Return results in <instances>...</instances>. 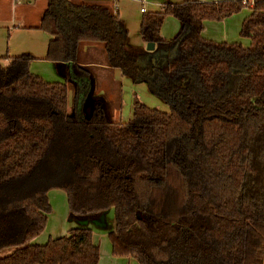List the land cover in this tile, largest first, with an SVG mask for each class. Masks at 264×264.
Instances as JSON below:
<instances>
[{"label": "trees", "instance_id": "trees-1", "mask_svg": "<svg viewBox=\"0 0 264 264\" xmlns=\"http://www.w3.org/2000/svg\"><path fill=\"white\" fill-rule=\"evenodd\" d=\"M251 3L184 1L143 14L141 41L164 52L153 63L145 47L127 45L112 7L47 0L37 28L51 37L46 61L89 79L78 48L101 45L110 70L149 85L169 112L134 98L132 118L114 122L104 101L84 110L75 82L69 109L73 79L46 83L30 73L32 56L0 57V264H98L90 229L34 243L52 212L51 190L64 192L72 216L113 209L115 257L263 264L264 0ZM243 9L239 37L249 47L202 37L204 22ZM168 16L182 25L172 40L160 34Z\"/></svg>", "mask_w": 264, "mask_h": 264}, {"label": "crops", "instance_id": "crops-1", "mask_svg": "<svg viewBox=\"0 0 264 264\" xmlns=\"http://www.w3.org/2000/svg\"><path fill=\"white\" fill-rule=\"evenodd\" d=\"M34 1L42 2L43 3L42 9L37 13V18L35 17L33 20H26L24 16H19L17 15V13L20 10H26L27 8H31L32 5L30 0L26 2L27 4H24L20 0H0V49H2L4 45H5L4 48H7L6 50L4 49L6 53L0 52V57H5V56L17 57L20 55H30L34 58V60L29 64V71H30V67L32 66L35 60L45 59L46 49L48 43L51 40V37L49 35H47L46 33L41 34V31L37 29L40 23L42 13L46 8L47 0H34ZM77 1H85V0H77ZM96 1H103V0H96ZM106 1L110 3L108 4V6L112 7L113 0H106ZM184 1L214 3L222 0H151L152 9L150 10L145 8L146 3L144 1L138 2V0H117V16L119 19H121L124 22L125 27L128 31L127 45L131 47H145V45L141 41V37L139 34V25H140L139 17L141 18V16L145 13L159 12L161 11L162 6L165 4H178ZM130 3H131V7L128 8V5ZM133 3L139 4L140 8L137 10V7H134V11H132L131 8ZM142 9L144 10V12H141ZM241 14H242L241 17L233 16V19H235L234 24L236 27L238 26L237 27L238 32L240 31L242 21L250 14V10L248 9L246 11L244 10ZM15 20H18L17 21L18 23L13 24ZM165 20L166 18L163 21L160 31L161 37L165 40H172L181 32L182 25L178 21L177 33L173 37H169L167 33L162 32V28L165 23ZM227 20L228 18L219 23L204 22L202 24L201 35L205 39L212 40L206 36L208 34H210V36H213L215 29H219L218 25H224V23ZM236 22L238 23L237 25ZM219 32H220L219 35L221 37L222 36L225 37L228 35V31L226 30ZM32 39H37L38 44L41 45V49H37V50L35 49L33 43L31 42ZM233 40H236V37ZM235 43H239V41ZM78 51H79V59L81 61V65L85 66L87 69H90V71L88 70V72L86 73V76L89 75V79L74 75L71 72V68L68 65H56L51 63L50 70L53 72L54 77H53V81L50 82L63 84L66 83L67 78L73 79L72 83H67L68 102H70L71 105L70 109H72L74 104V97H75L74 82L78 86L79 99L84 98L87 100L84 105L85 106L84 110L86 112L90 109L91 104L98 100L104 101L110 104L111 106L112 104H114L113 106L119 107L118 103H119L120 92L118 90V84L115 78H117L120 83V81H122L121 78L123 77L121 76L118 70H110L105 65L102 46L97 44L83 43L79 46ZM173 54H174V49L172 48L169 51V53L168 54L166 53L164 56L168 58L173 56ZM32 74L41 78L39 75H37V73H32ZM90 74L92 75L91 76L92 78L90 77ZM88 82L90 83V85L92 84V89L90 92H88V87H89ZM135 84H146V83H135ZM120 89H121V83H120ZM116 114H118V109L116 110ZM73 218L74 217H70L72 221ZM76 226L79 227L78 225ZM69 230H67L66 233L62 236L67 235ZM42 234L34 241L35 244L44 245L48 239H51L50 236L45 238L43 236L44 234L43 235ZM53 238L54 237H52V239ZM93 243L99 249L98 264H101L100 247H99L100 245H99V241H96L94 235H93ZM109 252L110 250H108V252L104 255L102 264H138L135 260L130 258L114 259L110 257ZM263 264H264V259H263Z\"/></svg>", "mask_w": 264, "mask_h": 264}, {"label": "rangeland", "instance_id": "rangeland-1", "mask_svg": "<svg viewBox=\"0 0 264 264\" xmlns=\"http://www.w3.org/2000/svg\"><path fill=\"white\" fill-rule=\"evenodd\" d=\"M24 4H27L28 0H20ZM31 1V8H27L26 10H20L18 11L17 15L24 16L26 20H33L35 17L37 18V13L42 9V2L39 1ZM86 2L90 3H103V4H110L108 1H96V0H85ZM144 1L145 8L150 10L152 9L151 0H138ZM229 2V1H236V0H222L217 2ZM210 3V2H208ZM131 7V3L128 5V8ZM134 7H137V10L140 8L139 4L133 3L132 5V11H134ZM246 11L247 9H243L240 13L236 14L238 16L233 15L234 17H241L242 12ZM233 16L229 17L228 20L224 23V25H218L219 29H215L214 35L210 36V34H206L208 38L212 39L211 41L214 42H237L239 41V44H241L243 47H249L250 41L248 39H242L239 37V32L237 30V27L234 24ZM142 17V16H141ZM141 18L139 17V20ZM18 20H15V23ZM219 23V22H216ZM238 23L236 22V25ZM178 20L175 19L172 16L166 17L165 23L162 28L163 33H167L169 37H173L177 31H178ZM177 26V28H176ZM39 30V29H38ZM228 31L227 36H220L219 31ZM40 31V30H39ZM41 34H44V32L41 31ZM45 36V35H42ZM203 37V36H202ZM236 37V40H233ZM31 42L33 43L35 49H41V45L38 44L37 39H32ZM45 42V41H44ZM5 47V45H4ZM0 49V52H5L7 48ZM5 49V50H4ZM6 53V52H5ZM9 55V54H8ZM4 64H7V62H4ZM51 63L46 61L45 59L42 60H35L30 67V73H37L42 80L46 83H52L50 81H53L54 74L50 70L51 69ZM121 89H120V83L117 78V84H118V90H119V107L113 106L111 107L112 112V118L115 122H121L125 123L129 121L132 118V106H133V100L134 98H137L143 105H145L148 108L156 109L164 113L169 112V106L160 98L158 95L153 93L151 89L146 84H134L127 78H121ZM68 107L70 109L71 105L70 102H68ZM115 107V108H114ZM118 109V114H116V110ZM115 111V113H114ZM48 200L49 204L51 206L52 212L48 215V220L46 224V228L43 232V236L46 238L50 236L56 238L64 235L67 230L72 228H84V229H90L92 231V234L94 235L96 241H99V247H100V256H101V264L104 258V255L110 250L109 255L110 257L114 259H125L123 257H115L111 253V246L110 242L108 240V233L114 229V211L113 209H109L100 215L96 217H76L72 216L68 212V206H67V200L66 196L63 191L61 190H51L48 193ZM69 214V215H68ZM70 217H74L73 221L70 219ZM78 225L79 227H77ZM92 227V228H91ZM53 238V239H54Z\"/></svg>", "mask_w": 264, "mask_h": 264}, {"label": "water", "instance_id": "water-1", "mask_svg": "<svg viewBox=\"0 0 264 264\" xmlns=\"http://www.w3.org/2000/svg\"><path fill=\"white\" fill-rule=\"evenodd\" d=\"M145 49H146V51L147 52H150V53H153V58L151 59V61L154 63V61L155 60H157L158 59V57H159V55L160 54H164V52L163 51H156L155 50V47H154V45L153 44H147L146 46H145ZM174 50L176 49V47H174L173 48Z\"/></svg>", "mask_w": 264, "mask_h": 264}, {"label": "built area", "instance_id": "built-area-1", "mask_svg": "<svg viewBox=\"0 0 264 264\" xmlns=\"http://www.w3.org/2000/svg\"><path fill=\"white\" fill-rule=\"evenodd\" d=\"M243 5L245 6H251V0H242ZM112 10L113 13H117V0H113L112 3ZM141 12H144V10L142 9Z\"/></svg>", "mask_w": 264, "mask_h": 264}]
</instances>
